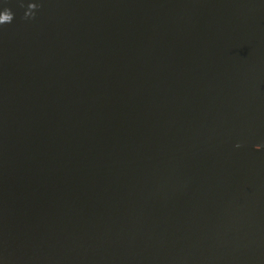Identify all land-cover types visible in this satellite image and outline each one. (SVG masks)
I'll return each instance as SVG.
<instances>
[{
    "label": "water",
    "instance_id": "95a60500",
    "mask_svg": "<svg viewBox=\"0 0 264 264\" xmlns=\"http://www.w3.org/2000/svg\"><path fill=\"white\" fill-rule=\"evenodd\" d=\"M6 9L0 264H264V0Z\"/></svg>",
    "mask_w": 264,
    "mask_h": 264
},
{
    "label": "clouds",
    "instance_id": "9594fccd",
    "mask_svg": "<svg viewBox=\"0 0 264 264\" xmlns=\"http://www.w3.org/2000/svg\"><path fill=\"white\" fill-rule=\"evenodd\" d=\"M27 15H30V14L28 13ZM13 19H14V13H12V11L10 9H6L2 13H0V24L11 23L13 21Z\"/></svg>",
    "mask_w": 264,
    "mask_h": 264
}]
</instances>
